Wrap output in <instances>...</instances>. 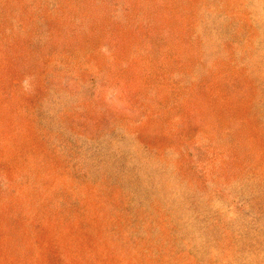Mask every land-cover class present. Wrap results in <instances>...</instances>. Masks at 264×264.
Listing matches in <instances>:
<instances>
[{"label": "rangeland", "instance_id": "obj_1", "mask_svg": "<svg viewBox=\"0 0 264 264\" xmlns=\"http://www.w3.org/2000/svg\"><path fill=\"white\" fill-rule=\"evenodd\" d=\"M0 264H264V0H0Z\"/></svg>", "mask_w": 264, "mask_h": 264}]
</instances>
